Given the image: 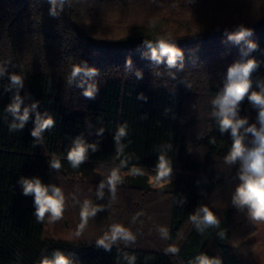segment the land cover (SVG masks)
Masks as SVG:
<instances>
[{
	"label": "trees",
	"instance_id": "trees-1",
	"mask_svg": "<svg viewBox=\"0 0 264 264\" xmlns=\"http://www.w3.org/2000/svg\"><path fill=\"white\" fill-rule=\"evenodd\" d=\"M247 1L264 2H233ZM159 2L169 5L165 11L174 23L162 20L161 8L155 6ZM197 4L57 0L54 6L51 0H0V264H41L56 251L70 264H201L200 257L220 264H253L243 252L249 224L237 223L241 208L233 203L241 164L226 161L231 129L221 132L212 101L223 91L230 66L257 62L236 117L247 120L240 133L246 147H253L254 137L244 129L260 128L259 108L248 96L264 86V17L216 28L209 23L217 17L219 3L210 2L205 14ZM126 8L139 12L143 23L132 20L114 41L91 38L90 25L100 26L103 16ZM231 8L229 17H235L239 10ZM184 17H203L192 36H182L181 28L190 25ZM241 26L252 34L237 44L228 35ZM168 27L173 34L166 33ZM158 40L182 53L174 66L166 56L159 62L151 58L147 42L155 45ZM247 41L257 47L249 51ZM76 68L81 71L73 76ZM87 69L95 74H86ZM12 75L21 77L22 87L11 84ZM89 85L95 86L92 97L84 95ZM16 95L21 104L14 115L8 108ZM25 108L28 119L13 128ZM38 115L53 120L40 139L32 136ZM121 127L125 135L117 141ZM78 138L87 149L83 162L103 177L122 168L153 174L160 171L163 158L172 190L116 185L113 194L106 182L101 197L100 184L70 186L51 165L68 160ZM21 177L61 188L65 199L59 220L50 222L48 214L37 220L34 195L23 194ZM218 199L222 202L216 203ZM202 207L218 224H201L198 231L190 217ZM115 225L133 239L105 240ZM55 232H64V239L53 237Z\"/></svg>",
	"mask_w": 264,
	"mask_h": 264
},
{
	"label": "clouds",
	"instance_id": "clouds-1",
	"mask_svg": "<svg viewBox=\"0 0 264 264\" xmlns=\"http://www.w3.org/2000/svg\"><path fill=\"white\" fill-rule=\"evenodd\" d=\"M63 3V0H60ZM51 3L55 6L57 0H51ZM53 15H55V7L53 8ZM252 33L249 29L241 26L236 32L229 34L228 39L235 43H240L245 40L246 37ZM147 47L151 49V58L157 62L161 61L163 57H167V63L169 66L176 64L177 58L181 57L182 53L176 49L173 45L165 40H158L155 45L151 42H147ZM248 50H254L257 45L251 41H247ZM247 54V53H245ZM130 64L131 61H128ZM257 67V62L254 59L247 60L246 63L237 62L229 67L227 72V82L223 91L212 101L217 107L218 111L214 115L219 117V124L221 132H225L231 129V136L233 138V144L231 151L226 157L228 163H235L237 161L241 164V171L239 179L240 185L236 188L233 196V203L237 207L243 208L247 206L249 214L252 219L257 221H264V86L261 87V91L252 92L248 96L249 101L253 105L259 108L258 120L260 128L257 129L255 125H251L244 129L246 133H251L254 137L252 144L253 147H246L244 144V137L240 133V129L247 124L246 119H237V108L239 103L244 99L245 95L249 92L251 87V81L249 79L250 73ZM81 71L80 68L73 70V76H76ZM86 74H95V69L85 70ZM3 73V69L0 68V74ZM11 84L13 86L22 87L23 82L20 76L12 75L10 77ZM95 92V86L89 85L85 90L84 95L86 97H92ZM21 99L19 95H16L14 102L9 105L8 110L14 115H17L20 111ZM35 108V105L32 106ZM18 119L21 121L19 125H13V128L23 127V122L28 119V109L25 108L23 115H18ZM36 128L32 131V136L40 139L41 133L52 127L53 120L49 117L47 119H41L37 116ZM125 135V130L121 127L117 133L116 140L119 141L120 137ZM42 142V141H41ZM86 146L81 139H77L73 148L67 155L68 161L73 168H77L86 159ZM161 164L159 165L160 175L166 176L170 169L161 158ZM53 168L59 169L60 163L53 161ZM120 176L116 171H113L108 177L107 184L110 190L115 194V186L119 182ZM19 183L22 185L23 194L34 195L35 215L38 221H43L45 215L50 216V222L59 220L62 217L64 210V194L61 188L56 186L45 185L39 178H24L21 177ZM105 184L102 182L99 186L98 195L102 197V189ZM202 213V215H201ZM192 222L196 225L197 230L201 231V224L205 225H217L218 221L215 216L210 212L207 207H202L197 210L196 214L190 217ZM117 238H123L125 240L133 239L130 234L119 225H115L111 229V237H105V240H116ZM105 240L99 241L100 244H105ZM201 264H220L218 260L209 261L204 257L198 258ZM41 264H70L69 259L61 252L56 251L54 258L49 260L44 258Z\"/></svg>",
	"mask_w": 264,
	"mask_h": 264
},
{
	"label": "rangeland",
	"instance_id": "rangeland-1",
	"mask_svg": "<svg viewBox=\"0 0 264 264\" xmlns=\"http://www.w3.org/2000/svg\"><path fill=\"white\" fill-rule=\"evenodd\" d=\"M194 1L198 2L195 8L200 10L197 11L203 14L206 13V9L207 11L209 10L208 7L210 5V2L216 1L219 3L218 7H216V9H218L219 11L216 12L218 15L214 19V21L209 23L211 25L214 24L216 28H218L219 26L225 27L227 25L238 26L243 23L252 21L257 17H264V2L254 3L253 1H247L234 3V0H209L210 2L208 5L203 3L204 0H193V3H195ZM180 4L188 7V5H186L184 2H180ZM177 5L178 4H175V7L178 9ZM141 6L143 7L146 5ZM155 6L157 8H161L163 21H171L174 23V17H172L168 12L165 11V8H170L168 4L159 2L158 4H155ZM231 7H233L235 10H239L235 17H229L230 9H232ZM243 10L246 12L238 15ZM132 14H134L133 18L130 17ZM201 18L199 17L197 21H187L184 17L183 22L190 25L187 28H181L183 32L182 36H192L196 32V26H199L202 23ZM135 19L137 20V22L141 24L143 23L139 12L133 13L126 8L122 13H113L111 15L107 14L106 16H103V22L101 21L102 23L100 24V26L94 25L95 27H93V25H90L91 28L87 29V31L91 34L92 39L95 36L101 38V40L114 41L127 32V24L132 20L133 22H135ZM192 24L194 25L191 26ZM168 32H171L173 34V28L168 27L166 33L168 34ZM58 162L61 165L59 169L53 168L52 166L51 168L53 171L61 173L67 180L71 181L72 185L70 186L76 185L75 183H77V186H83L88 183L101 184L102 182L106 184L108 176H110L109 174L108 176L103 177L98 175V173L93 172V170L90 168L89 163L87 162H82L77 168H73L68 160H61ZM116 172L120 176V180L117 183L118 185L133 186L141 188L146 192H152L154 190H162L164 192H167L172 190L173 187L172 179L170 178V176L168 174L166 176H161L160 171H154L153 174H147L139 171L136 168H122L116 170ZM67 188H69V186ZM220 202L222 201H220L219 199L216 201V203ZM237 218V223L240 226H245L247 223L249 224V226L246 227L249 234L243 243V252L247 255L246 260L252 262L253 264H264V221H257L252 219L247 206L241 208L240 212L237 215ZM53 237L57 239H64L62 238L64 237V232H55V234H53Z\"/></svg>",
	"mask_w": 264,
	"mask_h": 264
},
{
	"label": "crops",
	"instance_id": "crops-1",
	"mask_svg": "<svg viewBox=\"0 0 264 264\" xmlns=\"http://www.w3.org/2000/svg\"><path fill=\"white\" fill-rule=\"evenodd\" d=\"M116 185H118V184H116ZM119 186H125V185H119Z\"/></svg>",
	"mask_w": 264,
	"mask_h": 264
}]
</instances>
